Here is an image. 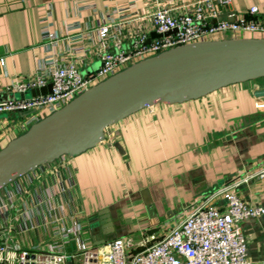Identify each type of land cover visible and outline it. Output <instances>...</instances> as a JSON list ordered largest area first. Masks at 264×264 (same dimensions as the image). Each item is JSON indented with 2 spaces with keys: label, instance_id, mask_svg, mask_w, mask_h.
Here are the masks:
<instances>
[{
  "label": "crops",
  "instance_id": "1",
  "mask_svg": "<svg viewBox=\"0 0 264 264\" xmlns=\"http://www.w3.org/2000/svg\"><path fill=\"white\" fill-rule=\"evenodd\" d=\"M77 1H83L80 11ZM180 1L0 0V98L11 96L5 86L30 74L47 54L51 45L43 39L41 25L49 6L51 29L61 36L66 22L80 19L93 26L106 6L121 5L139 16L132 28L148 30L150 38L151 10L168 6L176 11ZM251 5L264 17V0H231L222 12L239 16ZM227 33L223 37L234 36ZM129 43L122 41L123 46ZM69 44L59 38L53 48ZM98 64L94 58L83 70ZM263 87L264 76L234 82L198 98L144 106L109 124L94 146L40 164L0 187V228L15 243L39 246L38 253L60 248L76 260L82 247L106 243L95 244L103 231L109 240L123 238L128 251L141 249L222 187L249 203H264V179H243L264 167V107L256 105L264 95L253 93ZM7 123L0 118V147L14 136L3 133ZM212 202L226 203L222 194ZM241 229L250 262H260L264 214L245 218Z\"/></svg>",
  "mask_w": 264,
  "mask_h": 264
},
{
  "label": "built area",
  "instance_id": "2",
  "mask_svg": "<svg viewBox=\"0 0 264 264\" xmlns=\"http://www.w3.org/2000/svg\"><path fill=\"white\" fill-rule=\"evenodd\" d=\"M231 0H181L178 10L168 6H156L151 15L154 31L160 36L150 37L148 30L133 29L131 21L136 13L127 6L110 5L103 10V18L96 25L83 24L82 20L64 24L65 34L51 29V7L43 15L41 32L47 45V54L38 60L30 74L16 77L5 86L9 92L21 93L51 83V90L30 96L0 98V113L8 122L5 135L14 136L47 113L59 108L87 87L128 64L155 54L171 46L209 38H221L225 32L234 36L264 35V17L258 15L257 5H251L246 13L233 16L232 20H217ZM80 11L83 1L76 2ZM93 12L97 8L91 7ZM139 17V16H137ZM175 29L170 32L169 30ZM169 31L168 33H165ZM236 34V35H235ZM59 38L70 44L54 49ZM130 40L127 46L122 41ZM97 67L84 71L94 59ZM264 107V102H258ZM15 112H25L14 119ZM264 179V167L245 176ZM222 194L225 205L218 206L212 198ZM264 214V203L245 201L230 187H222L198 201L175 226L158 240L141 249L126 250L125 241L115 237L104 244L82 247L81 258L60 248L43 253L37 245H20L0 228V264H264L250 262L247 242L241 222L248 217Z\"/></svg>",
  "mask_w": 264,
  "mask_h": 264
},
{
  "label": "water",
  "instance_id": "3",
  "mask_svg": "<svg viewBox=\"0 0 264 264\" xmlns=\"http://www.w3.org/2000/svg\"><path fill=\"white\" fill-rule=\"evenodd\" d=\"M233 18L221 13L217 20ZM150 35L161 34L151 31ZM260 76H264V35L186 42L138 59L31 122L1 146L0 187L40 164L94 146L104 138L106 126L144 106L198 98L227 84ZM50 90L49 82L11 96ZM253 93L263 96L264 87ZM6 115L0 113V117ZM115 145L120 149L119 143ZM98 235L95 244L112 238L105 231Z\"/></svg>",
  "mask_w": 264,
  "mask_h": 264
},
{
  "label": "rangeland",
  "instance_id": "4",
  "mask_svg": "<svg viewBox=\"0 0 264 264\" xmlns=\"http://www.w3.org/2000/svg\"><path fill=\"white\" fill-rule=\"evenodd\" d=\"M231 34H233V33H231V32H229V33H227L226 35H231ZM249 34H251V33H246V35H249ZM2 117H4V116H2ZM1 118V117H0ZM16 118H18V112H15L14 113V119L16 120ZM12 121H10V122H8V123H11Z\"/></svg>",
  "mask_w": 264,
  "mask_h": 264
}]
</instances>
